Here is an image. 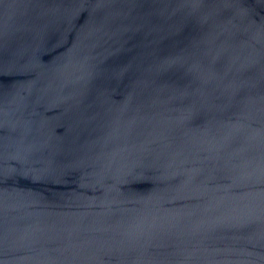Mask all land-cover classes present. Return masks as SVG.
<instances>
[{"label":"water","instance_id":"95a60500","mask_svg":"<svg viewBox=\"0 0 264 264\" xmlns=\"http://www.w3.org/2000/svg\"><path fill=\"white\" fill-rule=\"evenodd\" d=\"M0 264H264V0H0Z\"/></svg>","mask_w":264,"mask_h":264}]
</instances>
